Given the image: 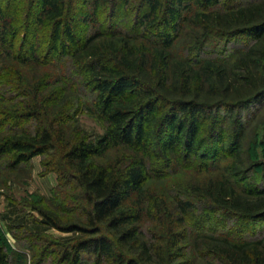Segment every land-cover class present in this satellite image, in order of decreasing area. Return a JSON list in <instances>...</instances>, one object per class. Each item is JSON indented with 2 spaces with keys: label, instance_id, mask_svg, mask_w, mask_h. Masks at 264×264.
<instances>
[{
  "label": "trees",
  "instance_id": "1",
  "mask_svg": "<svg viewBox=\"0 0 264 264\" xmlns=\"http://www.w3.org/2000/svg\"><path fill=\"white\" fill-rule=\"evenodd\" d=\"M250 1L218 9L219 0H140L131 30L99 25L100 9L117 13L114 0H82L91 9L84 21L94 29L81 42L67 19L69 0H38L36 10L35 0L14 9L0 5V171L6 173L0 188L35 157L42 175L57 180L52 200L8 198L0 214L8 234L30 252L29 264L45 262L43 234L50 229L77 236L60 245L55 264H88L85 254L91 264H177L180 232L196 204L245 225L264 220V187H237V159L179 198L165 201L147 188L203 157L202 130L212 132L221 115L240 128L241 112L264 100V0ZM192 2L200 10L186 17ZM161 13L171 30L166 35L155 32ZM184 23L190 57L178 59L171 49ZM236 36L248 38L239 52L208 55L210 41L226 45ZM83 113L101 134L80 127ZM222 131L213 133L216 142ZM111 151L120 155L109 161ZM64 189L77 191L83 203L73 221L63 222L70 211L55 205ZM196 241L208 264H264V236ZM25 257L18 255L22 264ZM12 258L0 240V264Z\"/></svg>",
  "mask_w": 264,
  "mask_h": 264
},
{
  "label": "rangeland",
  "instance_id": "2",
  "mask_svg": "<svg viewBox=\"0 0 264 264\" xmlns=\"http://www.w3.org/2000/svg\"><path fill=\"white\" fill-rule=\"evenodd\" d=\"M31 0H0V5L6 3L9 9H14L16 3L22 6L24 3H29ZM140 0H129L128 5L125 6L120 0H114L116 14L113 16L109 6L99 10L98 21L99 25L114 24L117 27L135 29L137 6ZM251 3L250 0H219L218 9L231 8L236 6H244ZM38 5V0L34 2V10ZM117 6V7H116ZM8 9V10H9ZM200 9L195 2L190 3V12L183 15L189 17L190 13L198 12ZM91 11L90 6L82 0H69V7L67 10L68 17L72 24H76L75 35L79 42L89 35L94 27L84 21V16ZM156 33L168 34L171 30L165 21L163 14L159 15L157 21ZM190 29L186 23L180 26L177 33V40L172 47V54L178 59L190 57L191 41L189 38ZM248 43V38L243 36H236L228 40L226 45L210 41L206 45L208 55L212 58H230L236 52H239L242 47ZM207 55V56H208ZM78 124L83 129L94 134H101L102 128L95 121V119L87 114H81L77 118ZM203 127V124H201ZM222 129L224 132L219 142L213 138V133H218ZM242 131V137L236 138L234 135ZM209 128L202 130L201 138L202 145L199 147L201 158L192 157L189 161L182 164V168H178L172 172L165 180L147 184L150 192L154 195L163 197L168 200L170 196L180 197L183 190L193 184H197L207 179L228 163H232L237 159V167L242 170L240 177L236 180L239 189L245 188H263L264 187V100L252 108L241 112L240 128L232 125L224 120L221 115L219 123L216 128L210 132ZM235 137V139H234ZM115 153L111 151L106 159L112 160ZM120 155V154H119ZM41 157H35L32 161L24 166L21 171L10 175L11 180L7 182L6 187L0 188V214L5 210V203L8 198L28 199V197H38L44 200H52L56 193L57 180L55 174L42 175L40 168ZM236 163V162H235ZM0 174L5 175L0 171ZM1 176V175H0ZM28 176V177H27ZM67 196V197H66ZM59 197V202H55L61 211H70L69 214H58L55 212V207L52 211L57 215H62L63 222L73 221L78 217L79 207L83 203L79 200V193L69 189H64ZM28 213V212H26ZM62 213V212H61ZM209 213V214H206ZM32 218L38 219L34 213L29 215ZM73 219V220H72ZM237 218L231 216H223L217 212H205L200 204H196L195 212L185 221V227L180 232L181 240L179 242L180 251L175 252L180 255L176 260L177 264H208L211 259L203 249L198 247L196 241L200 236L209 235L212 237H228L235 241H247L264 236V220L259 222L249 223L245 225L238 223ZM47 254L43 264H55L53 259L59 251V247L66 240L73 239L77 236L64 233L56 229L46 230L43 234ZM0 240L6 247V250L13 257L11 264H22L18 258L19 254L24 253L25 259L29 264L32 260L30 252L23 251L20 245L8 234L2 222H0ZM86 263L91 264V257L87 254L82 257ZM213 264H216L214 262Z\"/></svg>",
  "mask_w": 264,
  "mask_h": 264
}]
</instances>
